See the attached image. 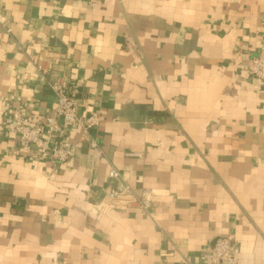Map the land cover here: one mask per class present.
Returning a JSON list of instances; mask_svg holds the SVG:
<instances>
[{"label":"crops","instance_id":"obj_1","mask_svg":"<svg viewBox=\"0 0 264 264\" xmlns=\"http://www.w3.org/2000/svg\"><path fill=\"white\" fill-rule=\"evenodd\" d=\"M0 264H264V0H0ZM42 65L46 73H40ZM48 79L102 117L64 163L5 117L53 115ZM116 169L148 211L102 204Z\"/></svg>","mask_w":264,"mask_h":264},{"label":"built area","instance_id":"obj_2","mask_svg":"<svg viewBox=\"0 0 264 264\" xmlns=\"http://www.w3.org/2000/svg\"><path fill=\"white\" fill-rule=\"evenodd\" d=\"M0 22L4 23V19L0 18ZM247 69L264 89V47L257 56L248 59ZM37 70L46 73L42 65H37ZM47 85L56 98L53 115L31 121L19 107L5 117V124L10 127L18 143L25 147H33L38 157H47L55 163H64L72 158L77 150V145L66 138V134L70 129L77 128L79 140L88 144L92 159L95 162L100 161L104 152L93 132L101 123V115L91 112L87 116H82L76 94L69 92L62 80L48 79ZM109 180L114 183V187H111L102 200L105 207L141 211L150 209L152 201L149 191L137 197L116 169L109 172ZM239 253V248L228 238L220 237L203 255L202 260L205 264H238Z\"/></svg>","mask_w":264,"mask_h":264}]
</instances>
